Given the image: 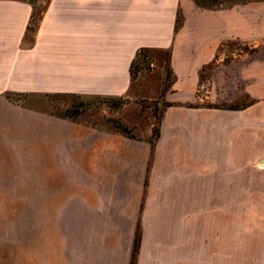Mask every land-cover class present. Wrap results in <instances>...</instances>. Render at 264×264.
Here are the masks:
<instances>
[{
    "label": "crops",
    "instance_id": "crops-1",
    "mask_svg": "<svg viewBox=\"0 0 264 264\" xmlns=\"http://www.w3.org/2000/svg\"><path fill=\"white\" fill-rule=\"evenodd\" d=\"M249 46L264 53V0H0V197L31 198L35 228L65 230L59 253L44 238L26 264H129L137 231L135 264H233L234 198L264 195V110L202 106L199 90ZM141 47L152 68L132 81ZM57 95L128 99L113 116L136 138L58 115ZM159 97L150 142L138 100Z\"/></svg>",
    "mask_w": 264,
    "mask_h": 264
},
{
    "label": "rangeland",
    "instance_id": "rangeland-1",
    "mask_svg": "<svg viewBox=\"0 0 264 264\" xmlns=\"http://www.w3.org/2000/svg\"><path fill=\"white\" fill-rule=\"evenodd\" d=\"M209 1L218 4L225 0ZM247 56L248 61L242 62L235 59L238 57L236 52L227 54L220 64V72L217 70L216 85L214 76H210L208 69L203 70L199 90L202 96L200 105L264 110V53L256 52L249 46ZM147 62L149 65L144 64V69L150 70L151 58ZM236 65H242L243 70L248 69L247 79L240 76V69L235 68ZM245 88L249 90L248 94L245 93ZM237 94L241 99H235ZM7 97L16 105L25 101V97L17 93H8ZM121 98L123 97L81 98L77 95H57L52 104L60 116L66 117L78 110L81 111L79 115L82 114L83 119L114 128L107 119L116 118L113 116L114 111L124 105H120ZM138 103L141 105V114L145 117L152 115L154 127H157L165 102L159 97L152 100L139 99ZM135 111V106H131L123 113L125 117L133 120L136 118ZM27 161L30 163L27 164ZM31 161L32 158H25L24 165H10L9 175L14 178L13 183L16 182L18 174L25 172L23 174L30 175ZM259 188L261 189L256 192L264 194V188ZM10 192L16 190L12 189ZM29 199L31 198L0 197V264L1 260L8 261V264H26L24 258H32L33 247L39 253L44 245L42 243H46L44 238L48 237L56 239L58 253L60 248L63 249L65 230L35 228L32 206H28ZM233 209V264H264V195L249 196L247 205L245 198L243 203L241 198H234Z\"/></svg>",
    "mask_w": 264,
    "mask_h": 264
},
{
    "label": "trees",
    "instance_id": "trees-1",
    "mask_svg": "<svg viewBox=\"0 0 264 264\" xmlns=\"http://www.w3.org/2000/svg\"><path fill=\"white\" fill-rule=\"evenodd\" d=\"M35 22H36V19H35L34 15L32 14L31 23L28 25V31H31L33 29ZM149 59H150V56L148 53V48L141 47L136 51V53H135V55H134V57L130 63V67H129L130 78L132 81H134L137 78L139 72L144 69V66H145L144 64H147V66L149 65L147 62ZM146 68H148V67H146ZM170 80H171V72H170V70H167L164 86H167L169 84ZM121 99H122V101H121L120 105H123V104L127 103V101H128L126 98H121ZM167 105L168 104L165 102L164 108ZM80 113H81V111L77 110V111L73 112L72 114H67L66 117L76 118ZM160 116H161V114H160ZM159 118H158V122H157V127L153 128V133H152V136L150 138V142H153L155 139H157L159 137V128H158ZM107 121L111 122L114 129L117 130L118 132H120L121 134H123L129 138H136V132H135L134 127L128 126L127 124L123 123L119 118H108ZM138 247H139V232L137 231L135 239H134V246H133L132 256H131V260H130L129 264H135L136 255L138 252Z\"/></svg>",
    "mask_w": 264,
    "mask_h": 264
},
{
    "label": "bare ground",
    "instance_id": "bare-ground-1",
    "mask_svg": "<svg viewBox=\"0 0 264 264\" xmlns=\"http://www.w3.org/2000/svg\"><path fill=\"white\" fill-rule=\"evenodd\" d=\"M261 166V165H260ZM262 167V166H261Z\"/></svg>",
    "mask_w": 264,
    "mask_h": 264
},
{
    "label": "built area",
    "instance_id": "built-area-1",
    "mask_svg": "<svg viewBox=\"0 0 264 264\" xmlns=\"http://www.w3.org/2000/svg\"><path fill=\"white\" fill-rule=\"evenodd\" d=\"M152 65V64H151Z\"/></svg>",
    "mask_w": 264,
    "mask_h": 264
}]
</instances>
